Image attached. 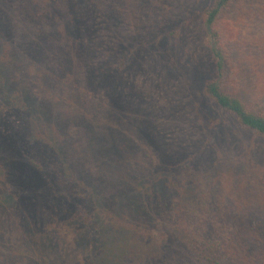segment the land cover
<instances>
[{
  "label": "rangeland",
  "instance_id": "obj_1",
  "mask_svg": "<svg viewBox=\"0 0 264 264\" xmlns=\"http://www.w3.org/2000/svg\"><path fill=\"white\" fill-rule=\"evenodd\" d=\"M213 1L0 0V264H191L207 211L225 228L205 240L227 238L210 257L264 264V141L203 89L218 79L264 106V0L221 13V72L203 28ZM22 151L38 190L15 183L33 177Z\"/></svg>",
  "mask_w": 264,
  "mask_h": 264
},
{
  "label": "trees",
  "instance_id": "obj_2",
  "mask_svg": "<svg viewBox=\"0 0 264 264\" xmlns=\"http://www.w3.org/2000/svg\"><path fill=\"white\" fill-rule=\"evenodd\" d=\"M231 1L232 0H214L212 5L205 10V17L203 22L204 31L208 36L210 52L213 55L216 68L220 72L222 71L226 63L227 54L226 46L224 45V36L219 30H217V24L221 13L230 4ZM131 57L132 55L130 53H124L122 56H119V58L113 65H119V70L124 69L128 65ZM32 71H34V68H32ZM203 89L205 95L213 105L218 107L223 113L230 116L240 128L248 130L249 132L255 134L264 141V106L261 103L256 101L244 100L241 96L234 93L231 89L228 90L224 88L223 84L220 83L218 79L207 80L203 86ZM2 131L0 130V149L2 147L7 146L6 141L1 138L4 136ZM12 136L14 135L12 134ZM204 150L205 146L201 148V152H203ZM2 151H5V149L2 148ZM18 152H20L19 149ZM21 156L22 159L26 162V159L28 158V162L30 163V166H32V169L29 171V174L30 172H37V170L34 168V166H36L35 162L32 161L31 158H29L28 156H25L23 151ZM192 161H194V158H190L185 165L187 173L189 174L192 173V169L194 168V164ZM6 165H10L9 168L14 171V167L11 166L10 162L6 161ZM32 176L33 177L30 180H26L27 182L25 181L26 183L21 182L20 178H16L15 183H18V185H23L21 189L25 187V190H29L30 188H35L38 190V188H40V186L44 184L45 178L41 177L40 172L37 175L32 174ZM32 193H35V191L33 190ZM76 193L79 192L77 191ZM60 194L63 196L64 201L67 200V202L75 204V206L81 205L80 200L82 199L79 196L77 198L76 196L72 195L67 189H62V192ZM74 197L77 199H75ZM9 199L10 198L7 196L4 198V201H9ZM64 207L65 206L63 203L61 205V208L59 209L60 213H65L63 209ZM82 215L84 217L83 220L85 222L89 216L86 214V212ZM201 217V223H205L204 226L206 227L203 228V230L198 234L191 235V237L188 239L189 247L186 246V251L190 253L191 264H218V261L210 257L207 252H211L209 251V249H215L216 246L221 243L222 239L227 240V238L221 235L220 237L216 236L211 240L206 241L205 239L209 238L203 235V231H206L207 225H209V223L211 222L212 225L210 227V232L212 233L216 231V233L221 234L223 232L222 230H224L225 228L224 223L219 220L218 214H213L209 211L205 212V214ZM71 219L74 223H77V226L82 225V221L79 217L75 216ZM85 228L87 231H90L87 225L85 226ZM97 238V235H92V233L91 235H89L88 233V244L92 246L95 244L96 247L99 244ZM248 244L249 245L247 249L252 247V241L249 240Z\"/></svg>",
  "mask_w": 264,
  "mask_h": 264
}]
</instances>
